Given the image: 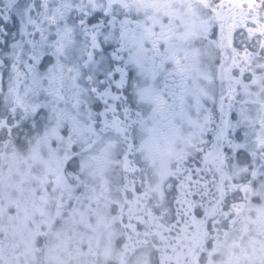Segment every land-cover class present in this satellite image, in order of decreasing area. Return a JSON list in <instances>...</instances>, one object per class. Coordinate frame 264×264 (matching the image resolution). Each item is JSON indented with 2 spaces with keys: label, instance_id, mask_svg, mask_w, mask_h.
<instances>
[{
  "label": "flooded vegetation",
  "instance_id": "af4514ba",
  "mask_svg": "<svg viewBox=\"0 0 264 264\" xmlns=\"http://www.w3.org/2000/svg\"><path fill=\"white\" fill-rule=\"evenodd\" d=\"M28 2L0 0L8 44ZM104 11L151 74L98 111L87 82L58 74L40 98L18 72L0 95V264H264V0Z\"/></svg>",
  "mask_w": 264,
  "mask_h": 264
},
{
  "label": "snow or ice",
  "instance_id": "6c2138e0",
  "mask_svg": "<svg viewBox=\"0 0 264 264\" xmlns=\"http://www.w3.org/2000/svg\"><path fill=\"white\" fill-rule=\"evenodd\" d=\"M16 3L8 0L9 9ZM105 6L106 0H29L18 13L9 11L8 20L19 21V27L11 44L8 29L0 33V95L14 78L19 81L18 72L24 70L35 72L33 84L40 98L53 90L58 74H67L70 80L87 82L98 111L108 107L104 94L109 89L120 97L118 110L121 100L131 104L135 89L147 81L151 69L137 64L131 48L121 47L119 31L110 39L112 17Z\"/></svg>",
  "mask_w": 264,
  "mask_h": 264
}]
</instances>
